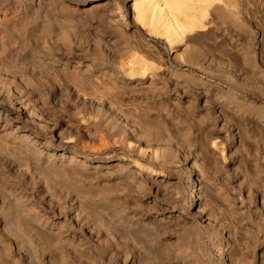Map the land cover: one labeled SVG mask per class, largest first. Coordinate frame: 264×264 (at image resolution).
I'll return each instance as SVG.
<instances>
[{
    "label": "rangeland",
    "instance_id": "obj_1",
    "mask_svg": "<svg viewBox=\"0 0 264 264\" xmlns=\"http://www.w3.org/2000/svg\"><path fill=\"white\" fill-rule=\"evenodd\" d=\"M182 1L196 5L195 11L187 14L172 10V0H0V5L7 4L6 9H0L1 90L7 96L25 97L35 108L47 103L55 119L78 117L83 129L79 141L72 143L78 153L74 159L87 164L106 156L114 157L109 160H131L128 146L126 150L120 148L104 131L92 126L94 120L89 113L98 106V99L93 101L94 93L68 85L63 77L66 70L98 66V74L103 75L107 72L104 68L118 66L116 71L125 84L129 80H143L149 88L154 82L160 84V98H137L141 102L130 105L136 110L110 101L111 105L99 112L125 121L134 140L143 143L147 136L140 132L139 125L147 115L161 123V134L154 133L157 138L151 134V138L154 144L159 143L154 147L160 146L157 153L163 158L148 159L138 148L132 161L144 176L155 173L170 177L174 184L156 199L172 208L179 206L190 224L176 230V238L168 246L159 245L163 232L158 228L145 230L134 247L126 246L124 253H105L90 244L87 253L94 259L88 264H121L127 257L136 258L134 264H209V260L222 259L226 264H264V0ZM18 15L26 22L24 29L10 20ZM179 19L191 20V27L180 28ZM186 39L190 43L184 51ZM28 42L36 47L40 64L19 63L10 70L2 63L11 58L12 52H25ZM63 44L83 50L78 58L55 64L53 54L65 53ZM39 46L46 49L39 52ZM189 58L194 64L188 63ZM131 70L137 75L130 77ZM40 88L55 94L54 100H46ZM198 91L211 95V101L199 103ZM27 126L33 136L44 138L39 124L31 122ZM212 130L216 131L213 138ZM106 139L108 146H103ZM161 147L167 151H160ZM3 151L15 171L32 169L28 157ZM89 153L92 155H85ZM10 173L0 167V180H19L17 172ZM195 177L204 181L207 195L205 188L194 184ZM61 179L50 178L49 190L56 191V185L62 188ZM38 184L34 178L25 183V188L31 190ZM198 203L209 225L201 223L196 212ZM107 209L108 219L113 210ZM96 216L87 215L92 223L102 215ZM25 223L21 219L11 223L7 235L18 247L26 242L23 255H35L31 223ZM13 253L19 256L17 249ZM68 256L75 262L72 252L67 251ZM23 261L20 264H25Z\"/></svg>",
    "mask_w": 264,
    "mask_h": 264
},
{
    "label": "bare ground",
    "instance_id": "obj_2",
    "mask_svg": "<svg viewBox=\"0 0 264 264\" xmlns=\"http://www.w3.org/2000/svg\"><path fill=\"white\" fill-rule=\"evenodd\" d=\"M147 1L150 3L153 0ZM207 1L210 0H201L202 3ZM170 5V9L184 11L187 14L196 9V5L191 6L188 1L183 2L182 0H172ZM6 6V3L1 2L0 9L4 10ZM199 8L200 6H198ZM200 11L204 13L202 8ZM212 11L216 14V7H213ZM18 16L11 17L10 20L24 29L26 22L21 15ZM178 21L180 28L188 29L192 25L191 20L184 22L179 19ZM189 43L190 41L186 39L183 46L184 51L189 48ZM63 45L66 48L62 46L61 49L65 53L59 54L56 51L53 54L55 64L60 61H72L78 58V52L83 50L80 48L81 46L76 48L70 44ZM44 49L40 46L38 48L39 52ZM35 53L37 51L33 42H28L25 52L21 54L12 52L10 59L1 61L10 70L16 68L19 63L40 64ZM187 61L190 65L194 64V60L191 58ZM117 67L104 68L107 72L103 75L98 74L100 71L98 66L93 69L86 66L84 70L82 67L79 69L71 67L68 71L66 70L63 77L69 83L68 85L75 86L74 89L78 87L81 91L88 90L89 93H94L92 95L94 100L93 97L90 99L95 101L97 97L98 106H96L97 102L95 105L93 104L96 106L95 111L93 110L92 113L90 110L89 113L94 120L92 126L97 130L104 131L107 138L110 141L113 140L120 148L126 150L128 146V155L131 160H109L114 159V157L106 156L102 161L92 162L89 160L91 162L87 164L82 159H74L78 153L72 148V143L79 141L83 129V123L78 117H68L67 120L55 119L51 116V109L47 103L43 107H32V104L27 103L25 97L7 96L5 90H1L0 87V167L9 170L12 175L17 172V177L20 176L18 178L22 180L19 181L15 178L6 181L0 180V252L4 255L0 264H20L23 259L25 264H88L94 259L93 255L90 256L87 253V250L90 251V244L95 248L104 249L105 253L109 250H114L117 254L124 253L126 246L134 247L139 235L145 230L154 231L155 228H158L163 232L159 245L168 246L173 244L176 238V230H184L190 224L185 214L180 212L179 206L172 208L156 199L164 189L166 190L174 184L173 181L170 182V177L155 173L144 176L138 171V168H135L138 167L134 166L137 163L132 161L138 148L148 159L163 158L162 154L158 155L159 153H157V148L160 146L154 147L159 143L154 144L155 141L153 142L151 138V134L154 135L155 133L156 136L161 134L158 133L160 131L158 128H163L161 123L147 115V119H144L139 125L142 126L139 129L140 132L144 134L143 136H147L146 143H143L140 140H134L125 121L111 119L109 115H104V112L103 115L99 112L105 109L104 107L108 103L111 105L110 101L121 104L125 108L136 110V108H132L134 105H130L140 100L137 98L145 101V98L148 99L150 96L154 98L161 96L162 91L159 82L153 81L155 84L152 83V88H149L150 85H145L143 80H129V83L125 84L122 82V75L116 71L118 70ZM136 75L135 70L129 72L130 77ZM39 92L46 100L53 101L55 98V94L45 88H40ZM198 92H196L198 94L196 99L199 103L204 104L209 100L208 97L211 95L208 96L206 93L200 95ZM203 106L201 107L203 108ZM31 122L41 126L44 131L43 139L33 136L34 132L27 126ZM215 132L214 130L210 131L211 138ZM154 138L157 137L154 135ZM103 146H108V140L103 143ZM162 146L164 147L163 144ZM53 147H58L59 150L56 151ZM102 148L101 146L98 150H102ZM5 149L15 151L20 156L28 157L32 169L28 172L15 171L7 159L8 154L3 151ZM70 151L73 152V156H66V153ZM166 151L165 154H167ZM85 159L88 160L86 157ZM116 162L121 163V165ZM194 176L197 175L194 173ZM58 177H62V188L56 185V191L49 190L50 178ZM34 178H37L41 185L38 184L31 190H26L25 183ZM196 183L200 185L202 190L206 186H204L202 179L200 181L194 180V184ZM208 190L205 188V195H207ZM198 205L196 212L199 214L201 223L209 225L208 216L201 212L200 203ZM233 206H236L235 201ZM107 208L113 210L111 219H107L105 215ZM94 214L95 216L96 214H99V217L102 216L97 218L98 222L95 220V223H92L87 215L92 216ZM119 214H122L123 217L117 218ZM20 219L24 223L26 221V225L27 222L31 223V225L29 223L30 236L36 245L34 247L35 255L28 252V254L23 255L22 251L27 246L26 242L22 241L18 247L7 235L11 223H17ZM16 249L19 256L13 253ZM67 251L72 252L74 256L72 259L75 262L71 261L69 256L66 257ZM136 260L134 257H127L123 259L121 264H134ZM209 264H226V261L223 259L218 262L209 260Z\"/></svg>",
    "mask_w": 264,
    "mask_h": 264
}]
</instances>
